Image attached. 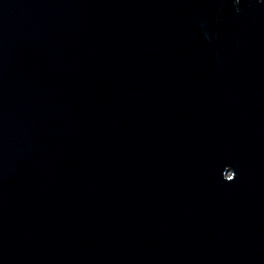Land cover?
I'll use <instances>...</instances> for the list:
<instances>
[{"label":"water","instance_id":"95a60500","mask_svg":"<svg viewBox=\"0 0 264 264\" xmlns=\"http://www.w3.org/2000/svg\"><path fill=\"white\" fill-rule=\"evenodd\" d=\"M0 264H264V0H0Z\"/></svg>","mask_w":264,"mask_h":264}]
</instances>
